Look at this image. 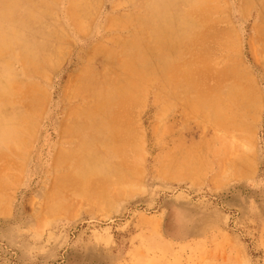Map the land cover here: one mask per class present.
<instances>
[{
	"label": "rangeland",
	"instance_id": "1",
	"mask_svg": "<svg viewBox=\"0 0 264 264\" xmlns=\"http://www.w3.org/2000/svg\"><path fill=\"white\" fill-rule=\"evenodd\" d=\"M13 1L0 264H264V0Z\"/></svg>",
	"mask_w": 264,
	"mask_h": 264
},
{
	"label": "bare ground",
	"instance_id": "2",
	"mask_svg": "<svg viewBox=\"0 0 264 264\" xmlns=\"http://www.w3.org/2000/svg\"><path fill=\"white\" fill-rule=\"evenodd\" d=\"M16 5V3L13 1V0H6L4 1V3H1L0 4V15L1 17H7L9 15H11V12L13 10V7ZM15 8V7H14ZM23 10V9H22ZM25 10V9H24ZM32 12V11H31ZM160 15V14H159ZM8 17V18H9ZM17 18V17H16ZM14 19V18H13ZM20 22V21H19ZM33 22V21H32ZM10 23V22H9ZM17 23V22H16ZM12 26V25H11ZM23 26V25H22ZM12 28V27H11ZM17 30V29H16ZM24 31V30H23ZM9 32V31H8ZM2 33V32H1ZM24 33V32H23ZM22 33V34H23ZM24 37V36H23ZM27 38V37H26ZM19 40H18V33L17 32H14L12 31L9 35H7L6 37L2 34H0V56L1 55H4V52H7L9 50L12 49V46L15 45V44H19ZM36 43V42H35ZM28 49V48H27ZM24 50V49H23ZM29 50V49H28ZM12 53V52H11ZM24 61H30L31 58L29 56L28 53H22L21 54ZM2 58V57H1ZM7 58V57H6ZM14 58V57H13ZM12 60V59H11ZM5 62V61H4ZM7 63V62H6ZM9 63V62H8ZM31 63V62H30ZM32 64V63H31ZM35 65V63H33ZM27 65V64H26ZM1 67V66H0ZM28 69V68H27ZM6 70V69H5ZM11 70V69H10ZM1 71V70H0ZM9 73V72H8ZM11 73V72H10ZM9 73V74H10ZM6 74V73H5ZM5 77V76H4ZM1 79V77H0ZM6 79H8L6 77ZM5 79V80H6ZM5 80H3L5 82ZM0 80V94H4L2 91H3V86H5L6 83H4ZM7 82V81H6ZM8 84V83H7ZM8 87V86H7ZM13 93V92H12ZM8 97H10V95L8 94ZM9 100H6V101H0V106L6 102H9ZM12 102V101H11ZM14 102V101H13ZM11 104V103H10ZM13 105V104H12ZM19 107V106H18ZM11 108V107H10ZM21 116V115H20ZM14 117V116H13ZM12 117V118H13ZM11 118V119H12ZM10 119V120H11ZM16 119V118H15ZM9 120V119H8ZM11 122V121H10ZM17 123V122H16ZM11 124V123H10ZM17 125V124H16ZM15 126V125H14ZM7 134V133H5ZM1 136V135H0ZM190 159V158H189Z\"/></svg>",
	"mask_w": 264,
	"mask_h": 264
}]
</instances>
